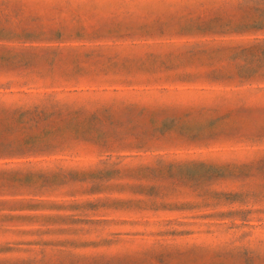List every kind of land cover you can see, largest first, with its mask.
<instances>
[{"label": "rangeland", "instance_id": "374dc122", "mask_svg": "<svg viewBox=\"0 0 264 264\" xmlns=\"http://www.w3.org/2000/svg\"><path fill=\"white\" fill-rule=\"evenodd\" d=\"M0 264H264V0H0Z\"/></svg>", "mask_w": 264, "mask_h": 264}]
</instances>
